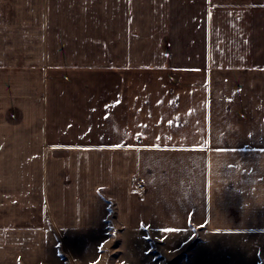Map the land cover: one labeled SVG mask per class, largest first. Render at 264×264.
Segmentation results:
<instances>
[{"label":"crops","instance_id":"1","mask_svg":"<svg viewBox=\"0 0 264 264\" xmlns=\"http://www.w3.org/2000/svg\"><path fill=\"white\" fill-rule=\"evenodd\" d=\"M112 225L264 244V0H0V264Z\"/></svg>","mask_w":264,"mask_h":264},{"label":"rangeland","instance_id":"2","mask_svg":"<svg viewBox=\"0 0 264 264\" xmlns=\"http://www.w3.org/2000/svg\"><path fill=\"white\" fill-rule=\"evenodd\" d=\"M4 116L16 122L21 119L17 108ZM56 236L63 250V263L57 264H259L264 253L262 239L222 240L198 230L156 235L126 232L112 225L109 231L66 235L68 241Z\"/></svg>","mask_w":264,"mask_h":264},{"label":"built area","instance_id":"3","mask_svg":"<svg viewBox=\"0 0 264 264\" xmlns=\"http://www.w3.org/2000/svg\"><path fill=\"white\" fill-rule=\"evenodd\" d=\"M135 185L138 186L139 189H141V190L145 189V187L143 185H141V183H139V182L135 183Z\"/></svg>","mask_w":264,"mask_h":264}]
</instances>
